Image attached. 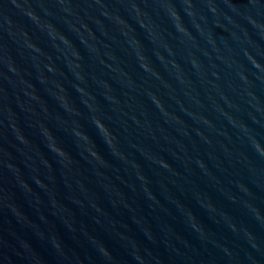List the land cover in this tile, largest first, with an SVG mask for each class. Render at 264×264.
<instances>
[{"label":"water","instance_id":"water-1","mask_svg":"<svg viewBox=\"0 0 264 264\" xmlns=\"http://www.w3.org/2000/svg\"><path fill=\"white\" fill-rule=\"evenodd\" d=\"M0 264H264V0H0Z\"/></svg>","mask_w":264,"mask_h":264}]
</instances>
